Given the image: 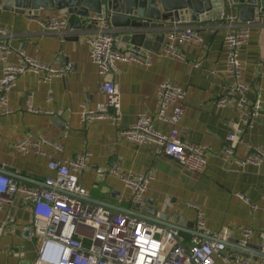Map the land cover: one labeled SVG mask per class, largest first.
<instances>
[{"label": "crops", "instance_id": "1", "mask_svg": "<svg viewBox=\"0 0 264 264\" xmlns=\"http://www.w3.org/2000/svg\"><path fill=\"white\" fill-rule=\"evenodd\" d=\"M55 14L69 18L70 34L43 33L41 23L48 22ZM235 15L227 12L221 19L179 24L180 29L195 28L203 42L179 44L178 57L163 53L167 32L172 26L154 32L153 38L145 42L135 41L127 32L117 29L120 49L142 47L152 54L153 62L151 66L117 62L118 71L112 79L123 97L122 121L115 127L108 121L85 124L81 120L84 110H94L106 102L100 89L102 78L89 56L88 39L94 27L83 21L81 29L72 27L75 18L65 12H42L39 17L0 12V28L11 34L8 43L14 50L57 69L72 67L64 77L48 82L35 73L21 75L9 94V107L14 112L9 115L0 112V171L14 168L16 176H11L14 180L30 187H42L46 178L56 176L48 167L52 159L63 161L88 152L87 169L79 174V179L88 191L84 200L89 204L133 216L130 190L114 175L99 178L97 170L117 166L123 173H153L155 180L145 196L143 208L158 209L157 218L166 214L168 224L182 222L180 232L185 242L190 243L196 236V221L201 216L207 229L228 231L234 240L241 238L242 229L251 228V246H260L264 235V163L243 165L236 160L245 162L250 146L264 150V115L252 127H246L243 120L247 109L235 104L221 108L216 103L232 84L226 74L228 54L224 39L231 30L228 18ZM8 60L17 63V54H11ZM240 60L244 65L242 79L249 86L246 94L249 102L259 97L264 101V18L256 20ZM2 69L0 61V79ZM165 81L187 92L180 139L207 146L211 152L202 174L189 172L164 155L156 156L155 147L136 145L122 135L142 114L154 116L158 109L157 93ZM30 106L40 113L29 112ZM154 128L164 135L172 129L158 120H154ZM237 128L243 129L242 139L231 143L228 137ZM27 137L47 138L60 144L62 150L45 144L44 155L21 154L16 144ZM226 146L235 150V158L225 156ZM8 215L14 217L15 223L0 235V264H36L41 243L33 238L30 203L18 198L14 206H6L0 213V222Z\"/></svg>", "mask_w": 264, "mask_h": 264}, {"label": "built area", "instance_id": "2", "mask_svg": "<svg viewBox=\"0 0 264 264\" xmlns=\"http://www.w3.org/2000/svg\"><path fill=\"white\" fill-rule=\"evenodd\" d=\"M264 18L258 14L251 22H242L238 16L228 18L231 30L226 34L224 45L227 50L226 74L232 84L217 100V106L225 108L235 104L247 109L243 125L252 127L264 115V101L259 97L250 103L247 98L249 86L243 81L244 65L240 60L242 48L247 45L256 20ZM93 34L88 39L89 56L97 66L102 78L101 92L106 102L94 110H84L81 120L85 124L93 121H108L115 127L122 121V97L118 85L112 79L116 76L117 62L151 66L153 56L142 47L132 46L128 50L119 47V31L103 15L91 18ZM44 34L66 36L72 31L69 18L52 15L48 22L41 23ZM167 32L163 53L178 57L180 44H199L203 38L192 26L178 25ZM168 30V29H167ZM11 34L0 28V61L3 64L0 79V112L9 115V94L16 87L21 75L35 73L44 82L56 77H64L72 69L70 65L57 69L29 58L23 51L14 50L8 40ZM17 54V63H10L11 54ZM195 66H199L197 63ZM187 92L170 81L163 82L157 93L158 109L154 116L147 113L139 117L136 124L122 131L131 143L139 146L155 147L156 156H165L184 167L189 172L202 174L211 154L207 146H196L180 139V124L186 114ZM29 112L39 114L33 106ZM154 120L172 127L168 134L154 128ZM243 129L237 128L228 137L231 143L242 139ZM54 146L47 138L32 140L24 138L16 144L21 154L35 152L44 155L42 146ZM227 158H235V150L226 146ZM90 153L79 154L75 158L57 161L52 159L48 167L56 173L46 178L42 187H30L19 183L0 172V213L6 206H14L18 198L30 203L33 238L40 240V256L36 264H264V235L261 251L252 248L253 231L245 228L241 238L234 240L228 231L212 232L207 229L201 216L196 221V232L190 243L185 242L178 229L160 225L145 219L113 212L106 207L89 204L84 200L88 191L80 183L79 174L87 169ZM239 164L260 166L264 163V150L250 146L249 156ZM117 166L107 170L98 169L97 175L118 177L131 192L133 204L145 206V196L155 180L153 173H123ZM255 207V206H253ZM13 216L0 222V235L8 225L14 224ZM43 260V261H41Z\"/></svg>", "mask_w": 264, "mask_h": 264}, {"label": "water", "instance_id": "3", "mask_svg": "<svg viewBox=\"0 0 264 264\" xmlns=\"http://www.w3.org/2000/svg\"><path fill=\"white\" fill-rule=\"evenodd\" d=\"M4 11L30 17H39L42 12H65L75 18L72 27L78 29L83 24L80 22L92 27V16L103 15L114 28L124 30L135 41L145 42L153 38L154 32L167 26L221 19L227 12H234L242 22H251L264 13V0H0V12ZM56 121L62 124L59 119ZM15 172L9 167L2 173L11 177L16 176ZM133 210L131 215L153 223L179 231L183 226L182 222L168 224L166 214L157 218L158 209H144L140 204H133ZM252 248L261 251L260 246Z\"/></svg>", "mask_w": 264, "mask_h": 264}, {"label": "clouds", "instance_id": "4", "mask_svg": "<svg viewBox=\"0 0 264 264\" xmlns=\"http://www.w3.org/2000/svg\"><path fill=\"white\" fill-rule=\"evenodd\" d=\"M41 261H43V260H41Z\"/></svg>", "mask_w": 264, "mask_h": 264}]
</instances>
